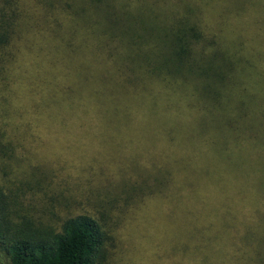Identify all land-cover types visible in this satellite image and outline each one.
Returning a JSON list of instances; mask_svg holds the SVG:
<instances>
[{"label": "rangeland", "instance_id": "1", "mask_svg": "<svg viewBox=\"0 0 264 264\" xmlns=\"http://www.w3.org/2000/svg\"><path fill=\"white\" fill-rule=\"evenodd\" d=\"M217 2L226 16L217 19H231L236 6L230 0ZM260 7L264 12V3ZM150 13L159 20L168 10L157 5ZM39 22L30 19L28 35H15L0 62V141L7 147V155L1 157L0 184L15 199L21 210L15 208L17 213L30 218L42 214L44 222L48 218L55 224L77 215L99 220L107 250L104 264L197 261L193 252L199 235L192 240L195 233L185 207L177 206L181 191H155L150 175L156 172L164 180L166 169L177 165L187 172L186 182L224 178L246 202L254 194L263 197L264 115H233L228 101L220 108L195 112L196 102L202 108L196 98L191 115H112L109 105L120 106V96L98 51L94 71L84 63L75 69L90 80L84 78L83 99L71 109L70 96L79 95L67 81L69 67L62 61L54 64L55 53L47 49L48 26ZM248 33L239 38L233 28L232 38L243 47L263 49L264 22L257 24L255 34ZM80 106H89V112ZM253 219L243 222L245 237L260 259L257 262L264 263L263 218ZM206 234H202L206 240L214 237L212 230Z\"/></svg>", "mask_w": 264, "mask_h": 264}, {"label": "trees", "instance_id": "2", "mask_svg": "<svg viewBox=\"0 0 264 264\" xmlns=\"http://www.w3.org/2000/svg\"><path fill=\"white\" fill-rule=\"evenodd\" d=\"M170 1L0 0V62L15 35H28L30 19L35 18L48 26L47 49L55 53L54 64L62 61L69 67L66 79L79 95L70 96L71 109L83 99L81 91L87 86L83 81L90 80L75 69L84 63L94 71L98 51L120 96V106L109 105L112 115H189L194 98L202 106L196 102L195 112L217 109L228 101L233 115H264V48L243 47L232 38L233 28L239 38L246 32L255 34L257 24L264 22L258 21L264 18L260 7L264 0H230L236 9L224 22L219 0ZM147 5L150 9L145 12ZM157 5L168 10L159 20L150 13ZM80 107L89 112V106ZM5 145L0 141V169L1 157L7 155ZM190 167L194 170L193 160ZM185 172L170 166L164 180L154 172L150 187L158 192L181 191L177 206L185 207L190 231L195 233L192 240L199 235L193 252L197 261L185 255L186 264H264L257 262L243 225L255 216H262L264 223V196L254 194L246 202L245 195L224 178L189 183ZM3 190L0 184L1 264H104L107 250L99 220L77 215L55 224L48 218L44 222L42 214L19 215L15 199ZM211 230L214 237L206 240L202 234Z\"/></svg>", "mask_w": 264, "mask_h": 264}]
</instances>
